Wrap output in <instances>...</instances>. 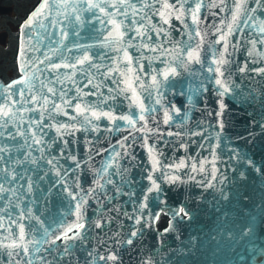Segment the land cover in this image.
<instances>
[{
  "label": "water",
  "instance_id": "obj_1",
  "mask_svg": "<svg viewBox=\"0 0 264 264\" xmlns=\"http://www.w3.org/2000/svg\"><path fill=\"white\" fill-rule=\"evenodd\" d=\"M261 28L264 0H40L0 77V264H264Z\"/></svg>",
  "mask_w": 264,
  "mask_h": 264
},
{
  "label": "flooded vegetation",
  "instance_id": "obj_2",
  "mask_svg": "<svg viewBox=\"0 0 264 264\" xmlns=\"http://www.w3.org/2000/svg\"><path fill=\"white\" fill-rule=\"evenodd\" d=\"M40 0H0V77L19 74L18 52L21 27Z\"/></svg>",
  "mask_w": 264,
  "mask_h": 264
},
{
  "label": "snow or ice",
  "instance_id": "obj_3",
  "mask_svg": "<svg viewBox=\"0 0 264 264\" xmlns=\"http://www.w3.org/2000/svg\"><path fill=\"white\" fill-rule=\"evenodd\" d=\"M45 6H47V5L45 4ZM242 6H243L242 4L241 5H237V13H239V11L242 8ZM93 7H97L98 8L99 5H93ZM113 7H115V5H113ZM41 14H42V10H41V12L36 13L37 16H39ZM236 19H237V16L234 15L233 16V20H236ZM118 27H119V25H117V28ZM260 30H261V32H264V28H261ZM188 56H189V59L196 58L198 60V57L193 52H189ZM87 59L88 58L85 57V60H87ZM80 63H84V60H81ZM58 67H59V65H54L53 69L55 70ZM65 67H67V65H65ZM21 71L24 72V69L21 68ZM258 71L264 72V69H259ZM173 72H175L174 69H173ZM26 79L27 78L25 77V78H23L21 80L14 81L13 84L8 86V88L11 89V88L15 87L16 84H25L26 83ZM217 83H219V81H217ZM48 91L49 92H53V94H55V92H54V90L52 88H48ZM0 95H2V93H0ZM17 95L23 97L24 96V90L23 89L18 90ZM28 102H33L34 103L35 101H28ZM44 102L45 103L48 102L47 98H45ZM11 103L13 105H15L17 103L23 104V103H25V101L24 100H12ZM222 107H223V105H222ZM17 111H19V109H17ZM15 115H16V113L13 112L11 110V108H9L7 106H5L4 108H0V121H3V123H0V128H3V127H5V125L10 124L12 122V118L15 117ZM93 115H95V113H93ZM124 119H127V118H124ZM129 123L131 124V123H134V122L129 120ZM37 127H39V125H37ZM57 131H59V129H57ZM17 132H18L19 135H23V133H19V129H17ZM69 134H71V133H69ZM0 135H3V133L0 132ZM32 135H33V138H34L35 137V133H33ZM12 138L15 139V136L13 135ZM34 142L37 143V144L41 143L40 140H35V139H34ZM0 151H4V149H0ZM32 163H36V161H32ZM48 163L51 164L52 161L49 160ZM257 171H259V170L257 169ZM12 179L15 180L16 176L13 175ZM30 188H31V185H29V189ZM3 191H6V189L3 187V185H0V192H3ZM180 211L183 212V209H181ZM184 214L188 215L187 213H184ZM137 222H139V221H137ZM96 227H101V224L99 222H97L96 223ZM83 228H84V223L81 220H77L76 223H74L71 227H69L66 231H64V233L62 235H57L55 237V240H63L64 241L65 246L63 247V253L65 255L69 253L68 241L75 240V239H82L83 238V237H81L80 232H79V229H83ZM69 233H74V234L73 235H69ZM132 235L135 236L136 233L133 232ZM55 240L52 241L53 244L55 243ZM36 243H39V241H36ZM128 243H131V240H129ZM89 255H91V254H89ZM61 258H63V257H61ZM107 258L111 259V260H115L116 259V257L114 255H110ZM99 259H105V257L101 256V257H99ZM47 264H50V262H47Z\"/></svg>",
  "mask_w": 264,
  "mask_h": 264
},
{
  "label": "trees",
  "instance_id": "obj_4",
  "mask_svg": "<svg viewBox=\"0 0 264 264\" xmlns=\"http://www.w3.org/2000/svg\"><path fill=\"white\" fill-rule=\"evenodd\" d=\"M164 218H167V216H165V215H162V217H161V219H160V222H159V223H160V225H163V224H164V223H163V219H164Z\"/></svg>",
  "mask_w": 264,
  "mask_h": 264
},
{
  "label": "rangeland",
  "instance_id": "obj_5",
  "mask_svg": "<svg viewBox=\"0 0 264 264\" xmlns=\"http://www.w3.org/2000/svg\"><path fill=\"white\" fill-rule=\"evenodd\" d=\"M163 223H166V218L163 219Z\"/></svg>",
  "mask_w": 264,
  "mask_h": 264
}]
</instances>
